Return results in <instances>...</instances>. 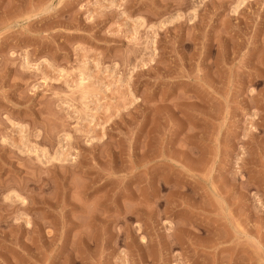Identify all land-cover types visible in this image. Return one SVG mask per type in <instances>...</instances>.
I'll use <instances>...</instances> for the list:
<instances>
[{
	"label": "rangeland",
	"instance_id": "374dc122",
	"mask_svg": "<svg viewBox=\"0 0 264 264\" xmlns=\"http://www.w3.org/2000/svg\"><path fill=\"white\" fill-rule=\"evenodd\" d=\"M0 264H264V0H0Z\"/></svg>",
	"mask_w": 264,
	"mask_h": 264
},
{
	"label": "bare ground",
	"instance_id": "6f19581e",
	"mask_svg": "<svg viewBox=\"0 0 264 264\" xmlns=\"http://www.w3.org/2000/svg\"><path fill=\"white\" fill-rule=\"evenodd\" d=\"M229 51H231V50H229ZM224 52H225V51H224ZM230 53H231V52H230ZM232 54H233V53H232ZM225 55H226V54H225ZM225 57L227 58V56H225ZM228 58H229V56H228ZM228 60H229V59H228ZM230 60H231V59H230ZM214 66H215V65H214ZM214 66H213V67H214ZM6 199H7V198H6Z\"/></svg>",
	"mask_w": 264,
	"mask_h": 264
}]
</instances>
